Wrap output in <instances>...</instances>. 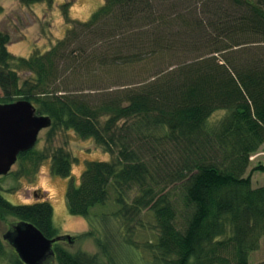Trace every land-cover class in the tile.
<instances>
[{"label":"trees","instance_id":"trees-1","mask_svg":"<svg viewBox=\"0 0 264 264\" xmlns=\"http://www.w3.org/2000/svg\"><path fill=\"white\" fill-rule=\"evenodd\" d=\"M64 16V37L29 57L11 53L0 29V103L28 100L52 118L48 140L72 129L110 154L70 184L69 213L92 224V209L112 197L124 226L153 213L159 234L150 249L161 264H251L264 237V185L254 187L249 171L264 146V0H105L86 21L67 8ZM119 77L127 80L104 91L84 87ZM217 111L225 114L210 124ZM37 144L18 156L27 174L49 159L52 174L71 177L69 152ZM2 190L1 220L60 236L47 199L13 204ZM66 241L44 264H117L100 239L107 261ZM0 257L25 264L1 236Z\"/></svg>","mask_w":264,"mask_h":264},{"label":"rangeland","instance_id":"rangeland-1","mask_svg":"<svg viewBox=\"0 0 264 264\" xmlns=\"http://www.w3.org/2000/svg\"><path fill=\"white\" fill-rule=\"evenodd\" d=\"M104 1L54 0L52 6L45 3L25 6L20 0H0V29L11 35L8 49L14 55L29 57L35 51L44 53L58 39L63 38L68 29L64 16L65 8L68 9L69 18L86 21ZM126 80V77H119L98 82L95 86L88 82L84 87H98L104 91L111 84L124 83ZM73 81L74 79H69V83ZM70 86L75 88L72 84ZM85 92L92 93L93 90L87 89ZM224 114V111L214 113L210 124L217 122ZM47 132L48 129H44L40 133L37 148L52 150L61 147L69 152L74 159L71 177L63 178L52 174L49 159L30 174L25 172L29 165L16 163L10 173L0 176L3 197L13 204H29L42 197L47 199L53 206V222L60 236L77 238L73 243L67 241L65 243L72 251L84 250L92 254L97 253L103 261H107V256L102 253L98 243L100 239L109 244V251L117 264H161L150 249V245L156 243L159 234L156 220L150 210H142L135 215L127 224L130 227L124 226L121 217L115 215L119 206L112 197L105 205H98L92 209L93 225L89 223L88 218L69 213L66 193L70 184L72 182L79 184L88 161L110 160L111 157L93 139L81 138L72 129H58L50 140L47 138ZM257 153L261 154L250 161L249 167V171L252 170L254 187L264 185V171L253 170L257 165H264V146ZM134 195L133 192L131 198ZM10 221L0 219L1 237L12 228ZM85 233L90 234L87 237L82 236ZM6 250L8 253L12 252L10 246H7ZM262 261H264V237L260 248L252 253L250 259L251 264ZM0 264H9L7 257H0Z\"/></svg>","mask_w":264,"mask_h":264},{"label":"water","instance_id":"water-1","mask_svg":"<svg viewBox=\"0 0 264 264\" xmlns=\"http://www.w3.org/2000/svg\"><path fill=\"white\" fill-rule=\"evenodd\" d=\"M52 118L37 113L28 100L0 103V176L7 175L18 156L34 148L39 135L51 127ZM25 264H44L54 255L53 245L60 240L73 243L71 236L46 237L34 224L18 222L3 235Z\"/></svg>","mask_w":264,"mask_h":264},{"label":"built area","instance_id":"built-area-1","mask_svg":"<svg viewBox=\"0 0 264 264\" xmlns=\"http://www.w3.org/2000/svg\"><path fill=\"white\" fill-rule=\"evenodd\" d=\"M261 153H254L250 158H251V160H253L255 157H257V156H259Z\"/></svg>","mask_w":264,"mask_h":264}]
</instances>
